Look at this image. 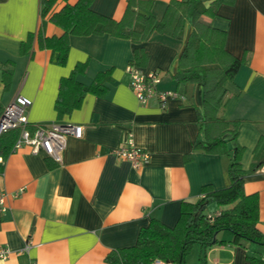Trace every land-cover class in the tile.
<instances>
[{
  "label": "crops",
  "instance_id": "obj_1",
  "mask_svg": "<svg viewBox=\"0 0 264 264\" xmlns=\"http://www.w3.org/2000/svg\"><path fill=\"white\" fill-rule=\"evenodd\" d=\"M76 1L55 0L42 14V0H0V113L23 96L31 100L27 108L31 123L83 126L80 138L68 137L60 162L27 146L2 156L0 191L6 197L5 209L0 210V246L8 247L10 254L0 258V264H110L105 256L133 246L150 219L174 226L183 201L200 199L204 186L222 189L230 183L228 156L194 148L202 136L201 84H178L173 78L189 23L181 39L153 33L140 44L110 34L71 35L66 63L60 65L57 53L42 46V39L63 33L50 16ZM169 1L153 0L157 18ZM126 5L127 0H91L89 7L118 21ZM204 20L224 30L226 50L243 59L233 80L224 84L228 97L219 116L240 120L236 137L243 148L240 164L248 170L254 161L264 160V0L221 3L217 15ZM139 46L147 53L141 67L160 72L158 88L180 93L165 107L156 99L138 102L129 86L126 67ZM78 64L84 67L74 78L89 85L102 74L105 92H88L77 108L58 115L60 80ZM128 137L149 155L139 167L110 152ZM243 191L258 196L257 227L264 234L261 167L244 176ZM229 206L210 203L206 212ZM217 238L224 243L193 245L183 264H200L201 256L203 264H250V256L264 261V245L232 242L231 232L224 230Z\"/></svg>",
  "mask_w": 264,
  "mask_h": 264
},
{
  "label": "trees",
  "instance_id": "obj_2",
  "mask_svg": "<svg viewBox=\"0 0 264 264\" xmlns=\"http://www.w3.org/2000/svg\"><path fill=\"white\" fill-rule=\"evenodd\" d=\"M55 0H42V14H46ZM170 0L160 18L152 11L153 0H127L122 18L118 21L98 14L90 9L91 0H77L65 4L50 20L62 28L60 36L42 39V46L57 53L56 62L65 65L69 51L71 35H102L130 39L140 44L153 33L181 39L185 26L191 29L177 60L174 73L176 83L189 82L201 84L202 102L198 113L202 136L194 144L195 149L221 154L229 157L228 178L230 183L222 189L207 185L202 188L203 196L195 202L183 201L180 215L174 226H167L157 219H150L137 234L133 246L111 250L105 256L110 264H152L156 260L164 263L183 264L193 245L211 247L224 243L217 234L224 230L232 234V242L246 240L264 245V234L257 227L258 196L246 194L244 176L264 165V160L254 161L248 170L240 164L243 148L237 142L240 120H225L219 116L228 97L226 81L233 80L243 59L231 55L225 48L226 32L211 26L204 17L217 15L221 3L232 0ZM30 36V35H29ZM30 37L23 44L26 49ZM147 53L142 46L134 48L131 64L143 66ZM84 65H77L73 72L60 80L59 95L56 100L58 115L77 108L84 94L91 92L103 94L102 74L89 85L76 80L75 74L83 70ZM9 73V71H8ZM18 136V130H10L0 136V156H6L12 149ZM231 143V147L229 145ZM228 206L217 213H207V204ZM200 264L204 257L201 256ZM250 264H264L258 257H249Z\"/></svg>",
  "mask_w": 264,
  "mask_h": 264
},
{
  "label": "built area",
  "instance_id": "obj_3",
  "mask_svg": "<svg viewBox=\"0 0 264 264\" xmlns=\"http://www.w3.org/2000/svg\"><path fill=\"white\" fill-rule=\"evenodd\" d=\"M126 72L129 76V86L140 103L146 104L151 99H156L161 107H165L167 100L180 97V93L176 89L160 90L158 88L161 76L157 70L146 71L141 66L130 63L126 67ZM29 105H31L29 98L17 96L3 107L0 113V136L16 129L18 136L12 146L13 150L27 146L36 153L42 149L56 162H60L68 137L80 138L83 133V126L58 122L47 125L31 123L27 119ZM124 142L122 146L111 149L110 152L113 156L129 161L134 168L148 160L147 152L137 147L131 137H128ZM3 163V157L0 156V175H2ZM261 169L264 170V165L261 166ZM5 197L6 193L0 191V210L5 209ZM29 246L27 244L25 249H28ZM9 252L8 247L0 246L1 259L8 258ZM155 263L174 264L164 263L160 260H156Z\"/></svg>",
  "mask_w": 264,
  "mask_h": 264
}]
</instances>
